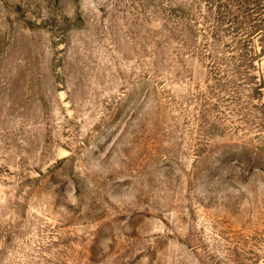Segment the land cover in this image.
I'll list each match as a JSON object with an SVG mask.
<instances>
[{
  "label": "rangeland",
  "instance_id": "rangeland-1",
  "mask_svg": "<svg viewBox=\"0 0 264 264\" xmlns=\"http://www.w3.org/2000/svg\"><path fill=\"white\" fill-rule=\"evenodd\" d=\"M0 264H264V0H0Z\"/></svg>",
  "mask_w": 264,
  "mask_h": 264
},
{
  "label": "trees",
  "instance_id": "trees-1",
  "mask_svg": "<svg viewBox=\"0 0 264 264\" xmlns=\"http://www.w3.org/2000/svg\"><path fill=\"white\" fill-rule=\"evenodd\" d=\"M246 3H250V2H246ZM255 5H256V3H257V1L256 2H253ZM257 23V22H256ZM257 24H255V23H253L251 26H249V28L248 29H251L252 28V30L251 31H253V30H255L256 28H257ZM248 29H246V30H248ZM242 44L243 45H245V41H242ZM245 57H244V61H245Z\"/></svg>",
  "mask_w": 264,
  "mask_h": 264
}]
</instances>
